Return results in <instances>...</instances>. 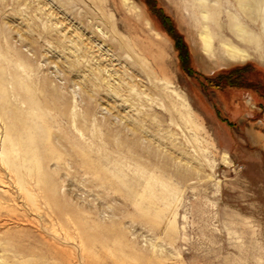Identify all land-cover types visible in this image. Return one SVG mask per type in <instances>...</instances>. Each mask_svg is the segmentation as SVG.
Wrapping results in <instances>:
<instances>
[{
	"label": "rangeland",
	"instance_id": "obj_1",
	"mask_svg": "<svg viewBox=\"0 0 264 264\" xmlns=\"http://www.w3.org/2000/svg\"><path fill=\"white\" fill-rule=\"evenodd\" d=\"M207 1L260 50L209 58L193 0H0V264H264V0Z\"/></svg>",
	"mask_w": 264,
	"mask_h": 264
},
{
	"label": "bare ground",
	"instance_id": "obj_2",
	"mask_svg": "<svg viewBox=\"0 0 264 264\" xmlns=\"http://www.w3.org/2000/svg\"><path fill=\"white\" fill-rule=\"evenodd\" d=\"M196 12L198 13L197 27L198 37L200 40L201 48L205 55L215 60L218 63L227 61H246L251 58L250 50L242 48V44L250 46L255 49L260 48L261 37L254 35L242 22L238 16H230L228 21L222 19L221 10L217 5H212L207 0H193ZM239 5L243 8L246 15L253 19L258 20L261 16L258 14L257 5L260 4L258 0H238ZM201 18V19H199ZM202 20V21H201ZM232 38L241 42V46L237 45ZM235 40V41H236ZM264 42V41H263ZM238 43V42H237ZM256 46V47H254ZM259 47V48H258ZM251 49V48H250ZM260 50V49H259ZM253 54V53H252ZM258 55V54H257ZM256 57V56H254ZM229 62V61H228ZM6 98V97H5ZM3 99V98H2ZM186 99V98H184ZM1 101V100H0ZM187 101V99H186ZM188 102V101H187ZM1 103V102H0ZM22 103V102H21ZM189 103V102H188ZM5 104V103H4ZM24 104V103H23ZM189 105V104H188ZM6 106V105H5ZM190 106V105H189ZM32 108V107H31ZM190 108V107H189ZM9 109V108H8ZM191 109V108H190ZM4 110V109H3ZM13 111V109H11ZM33 110V109H32ZM1 112V111H0ZM3 112V111H2ZM2 114V113H1ZM2 117V116H1ZM7 120V119H6ZM19 120V119H18ZM7 122V121H6ZM7 125V124H6ZM12 130V129H11ZM10 130V131H11ZM39 131V130H38ZM12 133V132H11ZM10 133V134H11ZM9 134V135H10ZM21 134V133H20ZM11 137V135H10ZM43 137V136H42ZM15 138V137H14ZM17 138V137H16ZM34 138V137H33ZM37 138V137H36ZM13 139V138H12ZM24 140V139H23ZM22 140V141H23ZM31 140V139H30ZM41 140V139H40ZM18 141V140H17ZM41 142V141H40ZM14 145V144H13ZM8 146V145H7ZM20 146V145H19ZM24 146V144H23ZM42 148V147H41ZM25 149V148H24ZM41 150V149H40ZM5 152V151H3ZM37 152V151H36ZM80 152V151H79ZM39 153V152H38ZM23 154V153H22ZM15 155H18L15 154ZM32 156V155H31ZM39 156V155H38ZM30 157V156H29ZM14 158V157H13ZM18 158V157H17ZM13 160V159H11ZM17 163V161L15 162ZM30 163V162H29ZM45 163V162H44ZM89 163V162H88ZM83 164V163H82ZM25 165V164H24ZM35 165V164H34ZM16 168V167H15ZM8 170V169H7ZM29 171V170H28ZM93 172V171H92ZM97 172V171H96ZM22 173V172H21ZM24 173V172H23ZM20 174V173H19ZM104 176V175H103ZM30 177V176H29ZM19 184V183H18ZM28 184V183H27ZM25 187V186H24ZM31 192V191H30ZM27 194V193H26ZM30 198V197H28ZM36 202V201H35ZM31 203V202H30ZM144 211V210H143ZM74 222V221H73ZM63 224V223H62ZM75 225V224H74ZM63 226V225H62ZM66 226H64L65 228ZM102 227V226H101ZM103 228V227H102ZM101 228V229H102ZM81 229V228H80ZM94 230V229H93ZM88 231V230H87ZM92 232V231H91ZM108 232V231H107ZM94 233V232H93ZM101 233V232H100ZM72 235V234H71ZM87 235V233H86ZM103 235V234H102ZM89 236V235H88ZM79 238V237H78ZM103 238V237H102ZM77 239V238H76ZM84 239V238H83ZM103 242V241H102ZM86 244V242H85ZM88 244V243H87ZM89 245V244H88ZM89 248V247H88ZM86 249V247H85ZM93 258V257H92ZM133 259V258H132ZM135 259V258H134ZM97 261V260H96ZM92 263V262H91ZM90 263V264H91Z\"/></svg>",
	"mask_w": 264,
	"mask_h": 264
}]
</instances>
